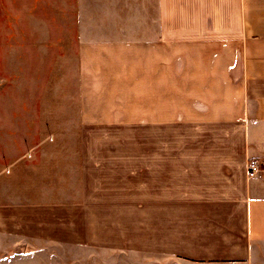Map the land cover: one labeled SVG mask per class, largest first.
I'll use <instances>...</instances> for the list:
<instances>
[{
    "label": "crops",
    "instance_id": "1",
    "mask_svg": "<svg viewBox=\"0 0 264 264\" xmlns=\"http://www.w3.org/2000/svg\"><path fill=\"white\" fill-rule=\"evenodd\" d=\"M163 7L145 36L80 43L81 132L24 155L20 204L84 207L85 238L148 264H252L264 249V0Z\"/></svg>",
    "mask_w": 264,
    "mask_h": 264
},
{
    "label": "rangeland",
    "instance_id": "2",
    "mask_svg": "<svg viewBox=\"0 0 264 264\" xmlns=\"http://www.w3.org/2000/svg\"><path fill=\"white\" fill-rule=\"evenodd\" d=\"M162 5L0 0V264H148L145 254L112 253L100 238H85L84 207L21 205L27 194L21 179L25 154L53 145L66 149L61 140L81 132L80 43L145 36L139 28L163 21ZM31 195L38 197L37 189ZM11 200L16 204H7ZM125 208L131 214L133 207ZM256 259L252 264H264L263 248Z\"/></svg>",
    "mask_w": 264,
    "mask_h": 264
},
{
    "label": "built area",
    "instance_id": "3",
    "mask_svg": "<svg viewBox=\"0 0 264 264\" xmlns=\"http://www.w3.org/2000/svg\"><path fill=\"white\" fill-rule=\"evenodd\" d=\"M26 156L29 158L30 157V155L28 154H26ZM248 170H249V172H250V174H253V173H255L256 171H257V166H256V164L255 163H250L249 165H248Z\"/></svg>",
    "mask_w": 264,
    "mask_h": 264
}]
</instances>
